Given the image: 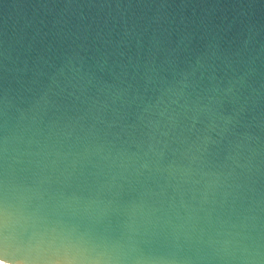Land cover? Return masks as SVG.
Returning <instances> with one entry per match:
<instances>
[{
    "label": "water",
    "instance_id": "1",
    "mask_svg": "<svg viewBox=\"0 0 264 264\" xmlns=\"http://www.w3.org/2000/svg\"><path fill=\"white\" fill-rule=\"evenodd\" d=\"M0 264H264V0H0Z\"/></svg>",
    "mask_w": 264,
    "mask_h": 264
}]
</instances>
